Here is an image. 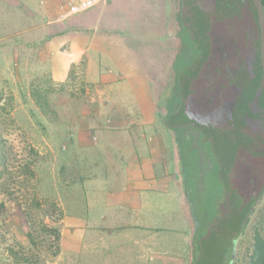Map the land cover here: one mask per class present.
I'll return each instance as SVG.
<instances>
[{
	"label": "crops",
	"instance_id": "1",
	"mask_svg": "<svg viewBox=\"0 0 264 264\" xmlns=\"http://www.w3.org/2000/svg\"><path fill=\"white\" fill-rule=\"evenodd\" d=\"M41 1L0 0V55L8 68L13 67L17 84L39 78L42 88L48 87L51 93L72 79L75 85L78 80L88 82L86 94L93 92L91 103L95 104L83 108L86 119L81 116L76 125L78 113L74 114L69 140L43 137L41 155L53 167L55 150L66 152L67 143L71 140L74 145L77 137L76 147L82 151L105 146L108 153L99 160L110 170L106 182L99 171L95 177L78 170L73 179L90 186L83 188L82 198L67 196L69 200L57 203V253L43 264H187L184 247L168 249L161 238L171 232L161 226L193 225L191 194L194 179L202 171L196 163L200 157L191 148L190 155L177 151L179 157L174 158L180 170L174 169L175 176L171 173V154L158 126L159 121L165 122L163 111L171 110L165 100L169 94L164 92L176 58L171 49L179 26L176 6L170 9L161 0H127L114 6L113 0H103L87 12L62 20L61 0ZM30 4L37 7L36 12L29 11ZM183 75L176 73L173 86L182 81L187 91L191 78L184 80ZM154 88L159 91L157 108ZM68 107L60 106L59 118ZM182 118L176 126L171 118L164 123L165 130H173L178 147L174 128L186 124ZM51 124L58 127L54 121ZM249 162L235 159L230 176L237 180L240 171L252 174ZM60 176L65 194L74 195L71 180L66 174ZM232 183L238 188L241 182L232 179Z\"/></svg>",
	"mask_w": 264,
	"mask_h": 264
},
{
	"label": "rangeland",
	"instance_id": "2",
	"mask_svg": "<svg viewBox=\"0 0 264 264\" xmlns=\"http://www.w3.org/2000/svg\"><path fill=\"white\" fill-rule=\"evenodd\" d=\"M164 1L167 2L169 7L170 0H161L163 3ZM184 1H186L184 5L187 9L186 22L191 27L188 33L189 39H187L189 48H186L185 51H190L191 55L195 57L194 60L203 58L205 55H209V58L215 57L217 55L215 45H219L221 48L223 46L218 39V44L217 41H211V37L214 40L218 35L223 37L225 29L224 26H221L222 29L214 28V24L211 25V19L218 15V20L224 25L226 14H229L230 11L226 10L225 13L220 8V4L224 3V6H229L228 4L231 1L238 0H220L218 4L220 10L216 9L215 15L210 14L209 9L206 10L205 6L202 8L203 13L196 11L194 14L189 11L187 5V1L194 2V0ZM125 2L128 1L113 0L112 5L117 6L120 3L122 6ZM30 7V10H27L37 11L35 5L30 4ZM194 35L201 37V40L197 39L199 41L198 45L196 42L194 44ZM202 46H205L209 51H204ZM5 63L6 59H3L0 55V203L7 210L4 215H0V264H14L13 257L7 252L8 248H13V252L18 258L26 259L31 263L43 264L54 257L56 253L57 203H59V200L64 202L69 200L67 196L74 199L77 197L82 198L83 188L86 190L90 186L88 183L82 185L77 179H73L75 175L77 176L78 170H81L83 174L92 173L95 177H98L97 171H99L104 175V178L100 177L101 181L106 182L105 175L110 173V170L107 169L105 162L99 160V158L108 152L104 148L105 146L99 147V149L79 150L76 147L78 139L75 137L72 141L74 145L71 144V140L67 143L69 147L66 152L60 153L55 150L57 162L52 167V161L49 162L48 159H45L47 157L43 158L41 155L43 137H56L54 139L58 141L69 140L71 138L69 134L73 133L71 129L74 128L73 125L71 126L74 114L78 113L77 121L75 120L76 125L80 123L81 116L86 119L87 110H83V108L89 109L95 104L91 103L93 92L90 90L89 95H87L88 82L78 80L76 81L78 84L75 85L74 79L66 85L60 86V90L51 93L48 87L42 88L43 83L39 82V78L29 81L24 80V83L17 84L16 81H13L15 79V77L13 78V65L11 64V70ZM10 70L12 73H10ZM192 70L194 69L184 72V80L190 79L189 75ZM62 105H68L69 107L67 113H63L64 115L59 118V108ZM81 108L83 110L82 114L79 113ZM180 116L172 117L171 125L180 124L183 121ZM48 119H52V121H48ZM53 121L57 123L55 125H58V127L52 126ZM65 123L68 124L67 128ZM164 123L168 124L159 121L158 126L163 130V142L171 154L169 168L175 176L174 169L180 170V168H176L174 155L176 156L177 151L179 153L182 151L173 142V130H165ZM235 124L236 121L233 122V125ZM235 134L237 135L236 131ZM240 136L241 140L237 141V138L231 142H226L227 146H225V143L222 144L223 146L218 144L219 148L222 146L223 149L227 148V150L224 152L226 157H222L224 160H220L222 166L218 162L219 167L217 166L216 170L211 169H214L215 161L219 157L215 154L213 145H210V154L201 163V170L209 172L204 180L203 195L197 201L195 200L193 205L190 204L189 219L191 223L193 222V225L187 226L185 223L186 225H183L184 229L183 226L177 225V223L174 226H161L162 229H168L164 232L171 231L161 236L162 243L167 245L168 249L173 247L175 251H178V247H184V252L187 251L188 257L191 256L192 262L190 264H209L211 258L212 264L226 263V255L223 251L228 223L224 222L226 220L230 221L231 224H235L236 221H239V216L236 221H233L235 220L234 216L233 219L229 218L230 208L228 205L238 208L239 205L243 204L246 208L250 204L256 203L244 231L241 230V234L243 232L242 238L237 237L235 245L238 252L235 264L245 263V257L250 249L255 230L258 229L264 237V196L254 202L261 186L257 184L255 179L251 180L250 174L244 171H240L237 176V180L241 182L238 188H234V185V187L229 186L231 179L237 181L235 176L228 179V168L234 159L233 157H235L236 163L241 162L243 164L244 161L249 162L252 156L251 146L247 144L242 135ZM224 139L228 140L227 137H224ZM246 139L249 140L250 138ZM243 149L245 150L244 153L242 152ZM62 174H66L67 179L71 180L70 187L73 188L74 195L65 194L64 185H60L62 182L60 175ZM94 181H97V179ZM237 192L240 195L239 197ZM235 197H238V199ZM165 203V201H162V204ZM179 216L181 219L182 214L179 213ZM20 218L24 221L22 224L19 222ZM215 218L219 223L216 224L217 226L211 223ZM183 221L185 222L184 218ZM203 221L207 224L205 228L198 225ZM235 228L236 231L240 229L238 224ZM182 230H185L186 234H180L179 231ZM26 232L29 234L28 237ZM187 236L188 240H186ZM186 246L188 250H186Z\"/></svg>",
	"mask_w": 264,
	"mask_h": 264
},
{
	"label": "trees",
	"instance_id": "3",
	"mask_svg": "<svg viewBox=\"0 0 264 264\" xmlns=\"http://www.w3.org/2000/svg\"><path fill=\"white\" fill-rule=\"evenodd\" d=\"M184 2L186 1L183 0V3ZM219 2L220 0H216L215 9H219L218 8ZM260 2L262 4L263 12H264V0H260ZM192 3L195 4V2L187 1L188 7H191ZM228 5L229 6H224V3L220 4V8L223 9L225 13H226V10L230 11L229 14L228 13L226 14V18L229 20V22H227L226 20V23L229 25V28L232 29L233 27H236L235 35L237 36L246 35L247 42L251 43L253 46V57H252L253 60L251 64H248V67H245V61L243 60L244 58H242V56L238 55L237 57L238 58L237 63L239 66H237L236 68L240 67V70H238L240 73L245 72V71L247 72L246 79L248 81H244V83H241L242 82L241 80H235V79L233 80L234 90L238 93V99H237L238 102L236 105V110L234 111V115L231 118L230 122L227 123L224 128H222L225 131H222L221 129H218V128L216 129L212 128L210 129V132H214V134L204 135V133H202L201 131V127L203 129V126H201L200 124H197V125L193 124L191 129L193 128L192 130H195L196 137L194 138L192 137L191 145H190L191 147L190 146L189 147L192 148L193 152L198 154V156L200 157V159L196 162L199 165L203 162V160L204 161L206 160L205 158H207V156L210 154L209 147L210 145H213V150L215 149V152H216L215 154H217V157L219 158L216 159L217 161H215L214 169H211V170H216L217 166L219 167V163L221 164L220 160L221 159L224 160L222 157H226V154H224V152L227 150V148H224V149L222 148L224 143H225V146H227L226 142L227 143L231 142L233 140H236L237 138H238L237 141H239L241 140L240 135H242L245 138L247 144L251 146V150H252V156H251L249 164L247 165L248 167L250 166L251 168L250 170L252 173L250 174L251 180L255 179L257 184L261 186V190L258 196L254 200V202H257L258 199L264 196V73H263V66H262L261 41H260L261 39H260L258 14L251 0L231 1V3ZM197 11L202 12V10L200 9L199 10L197 9ZM250 19L252 22L251 24L254 26H252L249 23ZM248 23H249V26L245 28L244 25H248ZM250 25L253 28L252 32H249V28H251ZM239 31H241V33ZM193 38H194L193 40L194 44L196 42V44L198 45L199 41L197 39L201 40V37L194 35ZM186 40L187 39H183L184 44H186L184 47L185 49L189 48L187 44L188 40L187 41ZM179 43H181L182 45L181 40H179ZM202 48L204 51L207 50L205 46L204 47L202 46ZM206 57L207 55H205L203 58L194 60L195 57L191 55L190 51H187L185 52V54H183L182 57L179 56L177 61L174 62L173 68L175 72H177V74L187 71V68H190V67L198 68L199 65H201L202 62L206 59ZM181 82L179 81L177 83L175 90H174L175 93L177 94L175 96L176 103L171 102L172 106L168 108V109H171L169 110L170 112L166 111L163 113V118L165 122H167L169 118H172L175 115L182 116L181 111L184 106L183 98H185L188 95V89L187 91L184 90ZM226 83L231 84V81L227 79ZM234 121H236L235 125H233ZM250 123L254 124L256 131L253 130ZM257 125H259L260 128L256 127ZM175 130H179L183 132L186 131L185 127L181 128V126L176 127ZM235 131L237 132V135L236 134L234 135ZM224 137H227L228 140H225ZM246 138H250L251 141H247ZM218 144L220 145L223 144V145L221 146V148H219ZM244 146L246 145L244 144ZM233 158L234 159L232 163L234 164L235 157ZM232 163L229 165V168H228L229 170L228 179L232 177L230 176L231 167L233 166ZM207 172L205 170H202L199 177L194 179L195 180L194 190L192 189V194H191L192 205H193V202H195V200L197 201V199H200L201 195H203L204 180L209 175V172L208 173ZM221 180H222V177H221ZM231 185L233 186L232 179H231L229 186ZM237 195L238 197L240 196L238 192H237ZM238 197H235V198L238 199ZM255 204L256 203L250 204L246 208L244 207L243 204L239 205L240 207L238 208L230 207L228 205V207L230 208L229 218L230 217L232 218L234 216L235 220L233 221H236L237 217L239 216V219H238L239 221L238 222L236 221L235 224H231L229 223L230 221L228 222L226 220L224 222V223H228V229L226 231L227 235L225 239L226 243H225V247L223 251L224 254L226 255L225 264H229V262L231 261V253H232L233 246L236 243L237 237L242 238L243 232L241 234V230L244 231V228L247 225L248 219L250 217V214L253 211ZM6 211L7 210L4 207V205L0 203V215H4ZM19 222L22 224V222L24 221L22 220V218H20ZM205 223L206 222L203 221V223L200 222L198 225L203 226L205 228L207 225ZM211 223L212 225L219 224L216 218L213 219ZM237 224L240 227L238 231L235 230L236 229L235 226ZM26 235L27 237L29 236L27 232H26ZM55 241H58V233L56 234ZM7 252L13 257L14 264H36L33 262L31 263L30 261L26 259L16 257V254L13 252V248H8ZM56 253H57V246H56ZM209 264H212V258L209 260ZM233 264H235V262ZM244 264H264V237L261 235L258 229L255 230V232L253 233L251 246L245 257Z\"/></svg>",
	"mask_w": 264,
	"mask_h": 264
},
{
	"label": "flooded vegetation",
	"instance_id": "4",
	"mask_svg": "<svg viewBox=\"0 0 264 264\" xmlns=\"http://www.w3.org/2000/svg\"><path fill=\"white\" fill-rule=\"evenodd\" d=\"M194 2L195 4L192 3L191 7H188L189 11L195 13L197 9L202 10L205 6L206 10L209 9L210 14L212 13L215 15L216 0H194ZM169 3L170 9H173V7L176 6V8H174L177 21L179 23L176 34L177 42H171V49L176 52V58L174 61L176 62L179 56L182 57L186 52L184 48L186 44H184L183 39H189L188 33L190 27L186 22L187 9L185 8L183 0H170ZM226 20L229 22L227 18ZM249 23H252L251 19L249 20ZM249 23L248 25H244V27L247 28ZM212 24H214V28L218 27L219 29H222L221 26H224L225 31L223 32V37H219L218 35L215 40L211 37V41H217V44L220 41L223 47L221 48L219 45H215L217 49V55L215 57L209 58L208 55L198 68H187V71L190 69L194 70H192L190 75L188 74L191 81L188 86V95L183 98L184 106L181 111L186 124L179 125L181 128L185 127L186 131L183 132L176 130L174 135L175 141L179 143V148H181V151L183 152H181V156H185L186 154L190 155L189 152L191 153L192 151L189 146L191 145L192 137H196L195 130H192L193 128L191 129L193 124H200L203 126V129L201 127V131L204 135L214 134V132H210V129L212 128H218L225 131L222 128L230 122L238 102V93L234 90V86H232L233 80H241V83L248 81L246 79L247 72L245 71L240 73L238 71L240 70V67L236 68L239 66L237 63V57L240 55L244 58L245 67H248V64H251L253 60V46L251 43L247 42L246 35H235L236 27L231 29L227 23L222 25L223 23L218 20V15H215V17L211 19V25ZM251 25L249 32L253 31L252 26L254 25ZM239 32L241 33V31ZM179 40H181L182 45L181 43H178ZM208 51L206 50V52ZM184 72L178 73L177 75H181ZM176 73L177 72H175L172 67L168 85L164 92V95L169 94L165 100L169 101L170 106H172L171 104L173 102L176 103V93L174 91L175 87L173 86ZM227 79L231 81V84L226 83ZM250 125L253 130L256 131L254 124L250 123ZM256 127L260 128L259 125ZM247 141L251 140L249 139Z\"/></svg>",
	"mask_w": 264,
	"mask_h": 264
},
{
	"label": "water",
	"instance_id": "5",
	"mask_svg": "<svg viewBox=\"0 0 264 264\" xmlns=\"http://www.w3.org/2000/svg\"><path fill=\"white\" fill-rule=\"evenodd\" d=\"M251 1L253 2L254 6L257 10V14H258L259 30H260V38H261V53H262V60H263V73H264V12H263V7H262L260 0H251ZM173 35H174V32L172 33V36ZM154 90H155L154 105H155V108H157V99H158L159 91H158V88H154ZM177 157H179L178 153L176 154V160H177ZM181 198L183 201L185 211L188 215L189 210H188V206H187V201L185 200L184 195ZM190 248H191V240H190ZM237 252H238V248L236 245H234L233 249H232V253H231V261L229 262V264H233L235 262ZM191 260H192L191 256L189 255L188 260H187L188 261L187 264H190L192 262Z\"/></svg>",
	"mask_w": 264,
	"mask_h": 264
},
{
	"label": "built area",
	"instance_id": "6",
	"mask_svg": "<svg viewBox=\"0 0 264 264\" xmlns=\"http://www.w3.org/2000/svg\"><path fill=\"white\" fill-rule=\"evenodd\" d=\"M102 1L103 0H61L59 19L65 20L87 12L99 6ZM41 2H43V0Z\"/></svg>",
	"mask_w": 264,
	"mask_h": 264
}]
</instances>
